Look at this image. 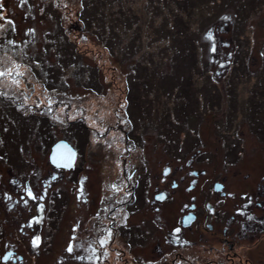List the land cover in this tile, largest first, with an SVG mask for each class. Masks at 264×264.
<instances>
[{
    "label": "rangeland",
    "instance_id": "374dc122",
    "mask_svg": "<svg viewBox=\"0 0 264 264\" xmlns=\"http://www.w3.org/2000/svg\"><path fill=\"white\" fill-rule=\"evenodd\" d=\"M217 118L239 135L217 138ZM200 119L212 161L233 134L264 150V0H0V151L28 171L62 137L110 183Z\"/></svg>",
    "mask_w": 264,
    "mask_h": 264
},
{
    "label": "flooded vegetation",
    "instance_id": "af4514ba",
    "mask_svg": "<svg viewBox=\"0 0 264 264\" xmlns=\"http://www.w3.org/2000/svg\"><path fill=\"white\" fill-rule=\"evenodd\" d=\"M202 125L175 132L156 165L147 138L143 165L121 164L110 183L62 137L52 145L71 150L41 151L46 173L27 170L25 151H0V264H264V150L234 148L241 127L217 118V138L235 134L226 159L212 161L217 146L203 148Z\"/></svg>",
    "mask_w": 264,
    "mask_h": 264
},
{
    "label": "water",
    "instance_id": "95a60500",
    "mask_svg": "<svg viewBox=\"0 0 264 264\" xmlns=\"http://www.w3.org/2000/svg\"><path fill=\"white\" fill-rule=\"evenodd\" d=\"M63 149H68V150L70 149L71 150V147L66 143V141L58 140L57 142H55L52 145L50 157L52 159H55L56 158V153L58 151L63 150Z\"/></svg>",
    "mask_w": 264,
    "mask_h": 264
},
{
    "label": "snow or ice",
    "instance_id": "6c2138e0",
    "mask_svg": "<svg viewBox=\"0 0 264 264\" xmlns=\"http://www.w3.org/2000/svg\"><path fill=\"white\" fill-rule=\"evenodd\" d=\"M177 231H179V229H177Z\"/></svg>",
    "mask_w": 264,
    "mask_h": 264
}]
</instances>
